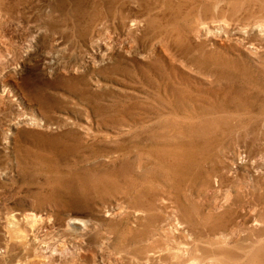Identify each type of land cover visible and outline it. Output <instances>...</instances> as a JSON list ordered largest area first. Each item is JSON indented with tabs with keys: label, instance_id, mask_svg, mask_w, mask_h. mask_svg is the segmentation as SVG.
<instances>
[{
	"label": "rangeland",
	"instance_id": "374dc122",
	"mask_svg": "<svg viewBox=\"0 0 264 264\" xmlns=\"http://www.w3.org/2000/svg\"><path fill=\"white\" fill-rule=\"evenodd\" d=\"M0 9V50L9 48L0 82L9 75L24 90L0 99V264H141L126 244L143 254L187 241L170 215L156 231L138 219L145 197L122 193L161 182V158L181 165L185 193L196 191L180 202L181 221L222 240L205 255L264 264V0H0ZM233 217L238 235L206 234ZM144 230L154 236L132 238Z\"/></svg>",
	"mask_w": 264,
	"mask_h": 264
},
{
	"label": "bare ground",
	"instance_id": "6f19581e",
	"mask_svg": "<svg viewBox=\"0 0 264 264\" xmlns=\"http://www.w3.org/2000/svg\"><path fill=\"white\" fill-rule=\"evenodd\" d=\"M19 11L16 12V14ZM101 15H103L105 12L100 11ZM0 15L5 16L6 11L3 9H0ZM94 18V17H90ZM103 17H99L94 20L93 23L88 24L89 30L92 28L96 29V26L102 25ZM138 26V21L134 18L131 20V23L129 24V27L135 28ZM105 32V31H104ZM41 32L37 29H34L33 33L30 35V39L26 42V54L31 52L32 50V43H35V40L40 36ZM2 48H4L3 51L0 50V58L2 55L6 52H8L9 48L4 47L2 45ZM4 52V53H3ZM1 82H0V99L3 101L4 94L8 95V97H14L16 96V93H19L23 96L24 90L20 88L19 82L15 79H9V75L1 76ZM204 112H198L197 115H200ZM199 117V116H197ZM200 123L203 121L197 120ZM33 126L39 127V125H42V122L38 119H30L28 122ZM160 165L164 168L165 171L161 173L160 181H155L153 184H149L147 179H143V181L140 183L139 188L133 191H130L129 189L126 190V188L122 189V193L124 195H128L132 197V194L136 195L138 198L145 197V204L144 205H137V207L134 209V214L138 215V219L147 221L150 224V227L153 230H157L161 228V224H163L166 221V218L168 215H170L176 224V229L183 230L184 232L188 233L189 239L176 247H168V246H162L158 243H154L149 248L146 249V251L143 252V254H140L139 252L134 250V247H129V244L125 245V249H128V252L131 253L134 256V259L136 261H141L139 263L141 264H153V262L156 260L158 264H206L209 262V264H222L219 260L218 256L215 255H205L206 251L202 249V246H211L213 248L214 245H216L218 242H222L221 239L217 240H211L209 237L207 239H204L203 237H197L192 232L191 228L187 226L183 221H181V211H184L182 205L180 202L182 200L190 201L197 197L196 191L185 193L186 185L183 182V178L180 177L181 175L178 174V171L181 169V165L176 162H170L169 160L165 158H161L158 161ZM156 165V163H155ZM181 210V211H180ZM31 216H35V214H30ZM78 220H74L73 223H78ZM141 226V224L139 225ZM244 226V224L239 223L236 217L229 218V221L223 222L220 225H212L208 230L206 231V234L214 233L216 231L222 230L221 233H219V237H225L226 239L229 238V236L234 237L235 235H238V230L241 229ZM86 228L83 227L80 230V233L85 231ZM154 231V233H155ZM245 231V229H244ZM81 239L79 241V244L83 245L84 243V237L82 235ZM79 236V237H80ZM154 234L149 233L148 231L144 230L141 232L135 231L133 235V239L137 240L139 238L143 237H150L152 238ZM202 236H208L203 235ZM53 237V236H52ZM50 237V240L52 239ZM154 240V239H152ZM154 242V241H153ZM262 241H255L254 243H260ZM241 244H246L247 246L250 244V241H248L245 238H242L240 241ZM62 243H58L57 246L60 247ZM195 249V253H191V249ZM56 250V249H54ZM251 250L250 247L243 253V257ZM262 253L264 252V246L261 247ZM43 257H40V264H47L43 261ZM32 259L29 260L31 264ZM250 261V260H249ZM132 263V260L130 261ZM250 262H243V264H247Z\"/></svg>",
	"mask_w": 264,
	"mask_h": 264
}]
</instances>
